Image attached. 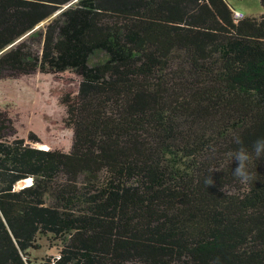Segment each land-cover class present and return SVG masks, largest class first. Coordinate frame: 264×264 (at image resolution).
Segmentation results:
<instances>
[{
    "label": "trees",
    "instance_id": "16d2710c",
    "mask_svg": "<svg viewBox=\"0 0 264 264\" xmlns=\"http://www.w3.org/2000/svg\"><path fill=\"white\" fill-rule=\"evenodd\" d=\"M67 71L70 151L14 137L0 111V264H264V158L248 184L229 159L234 137H264V13L0 0V78ZM42 235L59 254L35 262Z\"/></svg>",
    "mask_w": 264,
    "mask_h": 264
},
{
    "label": "rangeland",
    "instance_id": "374dc122",
    "mask_svg": "<svg viewBox=\"0 0 264 264\" xmlns=\"http://www.w3.org/2000/svg\"><path fill=\"white\" fill-rule=\"evenodd\" d=\"M235 11L247 16H259L264 13L261 0H227ZM42 22L38 31L48 24ZM31 50L42 47L40 36L28 35L24 38ZM7 74V71H4ZM78 89V78L71 72L51 74L36 72L30 75H9L0 78V111L12 121V135L29 140L30 134H36L41 148H57L70 151L73 143V131L65 124L66 107L61 99L66 93ZM27 185L20 182L17 187ZM40 247L31 249V258L41 262L42 258L58 256L61 241L42 235L38 238Z\"/></svg>",
    "mask_w": 264,
    "mask_h": 264
},
{
    "label": "clouds",
    "instance_id": "9594fccd",
    "mask_svg": "<svg viewBox=\"0 0 264 264\" xmlns=\"http://www.w3.org/2000/svg\"><path fill=\"white\" fill-rule=\"evenodd\" d=\"M244 15V13L242 12ZM233 143L238 145V148L229 154V159L232 162H237V167L233 171V176L236 177L240 183L248 184L253 181L254 173L251 166L255 160L264 158V137H258L249 147H246L243 140L236 136ZM212 182H209L211 184Z\"/></svg>",
    "mask_w": 264,
    "mask_h": 264
},
{
    "label": "built area",
    "instance_id": "2783aa9c",
    "mask_svg": "<svg viewBox=\"0 0 264 264\" xmlns=\"http://www.w3.org/2000/svg\"><path fill=\"white\" fill-rule=\"evenodd\" d=\"M243 16H244V15L242 14V12L235 11V17H236L237 19L242 18Z\"/></svg>",
    "mask_w": 264,
    "mask_h": 264
},
{
    "label": "bare ground",
    "instance_id": "6f19581e",
    "mask_svg": "<svg viewBox=\"0 0 264 264\" xmlns=\"http://www.w3.org/2000/svg\"><path fill=\"white\" fill-rule=\"evenodd\" d=\"M46 149H48V148H46ZM23 182H26L27 185H29V184H31L30 182H32V178H27V179L23 180Z\"/></svg>",
    "mask_w": 264,
    "mask_h": 264
},
{
    "label": "water",
    "instance_id": "95a60500",
    "mask_svg": "<svg viewBox=\"0 0 264 264\" xmlns=\"http://www.w3.org/2000/svg\"><path fill=\"white\" fill-rule=\"evenodd\" d=\"M30 183H32V182H30ZM30 185V184H29ZM26 186V185H25Z\"/></svg>",
    "mask_w": 264,
    "mask_h": 264
}]
</instances>
